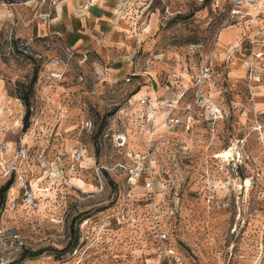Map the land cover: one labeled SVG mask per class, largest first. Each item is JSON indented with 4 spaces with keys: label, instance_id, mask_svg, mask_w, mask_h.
<instances>
[{
    "label": "rangeland",
    "instance_id": "rangeland-1",
    "mask_svg": "<svg viewBox=\"0 0 264 264\" xmlns=\"http://www.w3.org/2000/svg\"><path fill=\"white\" fill-rule=\"evenodd\" d=\"M55 2L0 0V186L13 178L0 210V264H264V0L251 12L252 25L226 24L224 0H118L122 37L106 45L107 63L33 30ZM235 28L241 47L232 64L225 55L235 47L220 41ZM117 59L129 67L118 78L106 69ZM34 67L24 133L18 96ZM236 68L243 74L235 78ZM169 81V96L186 89V100L201 85L223 117L151 141L147 108L138 103L148 95L138 92ZM157 142L153 209L170 232L163 253L147 177L130 181L119 167H142L134 154ZM233 143L239 154L228 156ZM79 149L85 153L77 163ZM99 166L107 168L101 181ZM25 193L34 204L24 202ZM76 230L75 249L60 255ZM24 250L43 253L23 258Z\"/></svg>",
    "mask_w": 264,
    "mask_h": 264
},
{
    "label": "built area",
    "instance_id": "built-area-1",
    "mask_svg": "<svg viewBox=\"0 0 264 264\" xmlns=\"http://www.w3.org/2000/svg\"><path fill=\"white\" fill-rule=\"evenodd\" d=\"M259 1L260 0H224L228 7L226 24H239L241 22H245L247 19L251 20L252 15L250 12V8L251 6L258 4ZM256 17H258V14L255 15V18ZM235 48H238V46ZM262 55L263 53L260 52L255 54V57L260 58ZM251 71L255 72V69L251 68ZM205 72L208 73L209 68L205 69ZM196 86L197 87L194 90V94L191 100H186V89L179 90L178 92H176L175 94L173 93L170 96H159L153 99L151 97L145 96L138 100V103L141 106L147 108L146 121L149 126V138L151 141L153 140V137L160 132L164 136L174 133L179 129L188 132L196 121H212L221 119L223 117L221 109L213 106L204 96L201 85L196 84ZM159 143L160 142H157L155 146H153L152 150L150 147L148 151L143 155L134 154V157H138L139 159H141V161H143L142 167L130 168L123 165H119V167L125 169V172L127 173L130 181L138 179L141 172L144 173L147 177L146 186L150 189V191H148L150 193V196L147 200H149L148 203L152 205L151 218L154 223L153 228L155 234L157 235L159 244H161V252L163 253L168 250V248L164 246V243L168 240L170 232L166 229V227L162 226L161 222L156 217L155 210L153 209L157 205V190L154 184V171L151 166L152 157L155 153L154 149L158 146ZM5 150L8 151V146L6 145L4 146L3 153L5 152ZM84 153L85 151L83 149L75 150L72 155L73 160L77 163H80L84 158ZM24 154L25 149L23 155ZM14 163V161H11V169L15 168ZM106 169L107 168L104 166H99L96 168V175L99 181H101L102 173ZM170 186V182H164L163 184V188H167ZM23 200L27 204H34L35 196L33 193H25L23 196ZM16 206V201L15 199H13L9 204V209L13 210L16 208ZM169 214L170 216L176 215V208L171 209L169 211ZM123 224L124 218L117 220V225ZM156 264H160V262Z\"/></svg>",
    "mask_w": 264,
    "mask_h": 264
},
{
    "label": "crops",
    "instance_id": "crops-1",
    "mask_svg": "<svg viewBox=\"0 0 264 264\" xmlns=\"http://www.w3.org/2000/svg\"><path fill=\"white\" fill-rule=\"evenodd\" d=\"M118 0H56L53 4H46L43 11L39 12L41 18L36 20L33 30L41 37L47 35H56L61 39L68 50L75 53L95 52L99 55L102 62L110 61L107 54L106 45L121 38L122 34L118 32V24L120 16L116 2ZM5 12V8L0 5V14ZM250 12H255L253 7ZM247 19L245 22H247ZM248 23H252L251 20ZM258 25V22H254ZM252 25V24H251ZM255 25V24H253ZM237 34L229 40L220 41V47H241L239 45L240 31L235 28ZM239 42L238 44H236ZM238 48L232 52L228 51L225 55L226 60L234 61ZM128 58V57H125ZM230 58H233L229 60ZM125 60H113L108 68H106L112 77H122L128 72V64ZM234 62V63H233ZM233 77H239L243 74L242 68L233 70ZM1 87V84H0ZM173 87V82L169 81V85L164 87L159 85H150L143 87L138 94L148 95L152 99L159 96L169 95L168 91ZM9 151L5 156H9Z\"/></svg>",
    "mask_w": 264,
    "mask_h": 264
},
{
    "label": "trees",
    "instance_id": "trees-1",
    "mask_svg": "<svg viewBox=\"0 0 264 264\" xmlns=\"http://www.w3.org/2000/svg\"><path fill=\"white\" fill-rule=\"evenodd\" d=\"M37 74H38V68L34 67L33 72L30 78V81L27 84H21L22 90L19 92L18 98L22 101L23 106H24V114L22 116V132H26L27 129L30 126V118H31V105H30V97L33 93V86L36 82L37 79ZM103 124L101 125L102 129ZM103 173H106V171H103ZM13 184V178L10 176L9 179L6 180L5 183H3L0 186V210L3 208L4 203H5V196L6 192L9 190V188ZM76 223V222H75ZM78 243V232H74L73 239H70L66 246L59 250V254L62 255L66 252H71L72 250L75 249L76 245ZM43 253V250H38V251H29V250H24L22 252V257H37Z\"/></svg>",
    "mask_w": 264,
    "mask_h": 264
},
{
    "label": "bare ground",
    "instance_id": "bare-ground-1",
    "mask_svg": "<svg viewBox=\"0 0 264 264\" xmlns=\"http://www.w3.org/2000/svg\"><path fill=\"white\" fill-rule=\"evenodd\" d=\"M256 5H257V4H256ZM256 5L251 6L250 9H252V8L255 7ZM226 153H227L228 156H229V155H232V156H233V154H234V155H238L239 153L237 152V146H236V144L233 143L232 145H230L229 148L227 149ZM249 185H250L249 180H246V181H245V186H246V187H249ZM36 189H37V188H36Z\"/></svg>",
    "mask_w": 264,
    "mask_h": 264
}]
</instances>
